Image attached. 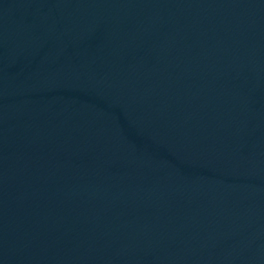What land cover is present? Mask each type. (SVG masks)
Returning <instances> with one entry per match:
<instances>
[{
    "label": "water",
    "instance_id": "obj_1",
    "mask_svg": "<svg viewBox=\"0 0 264 264\" xmlns=\"http://www.w3.org/2000/svg\"><path fill=\"white\" fill-rule=\"evenodd\" d=\"M0 264H264V0H0Z\"/></svg>",
    "mask_w": 264,
    "mask_h": 264
}]
</instances>
